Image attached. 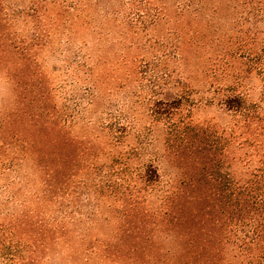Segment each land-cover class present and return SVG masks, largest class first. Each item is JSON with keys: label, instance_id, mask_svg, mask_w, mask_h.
Segmentation results:
<instances>
[{"label": "rangeland", "instance_id": "1", "mask_svg": "<svg viewBox=\"0 0 264 264\" xmlns=\"http://www.w3.org/2000/svg\"><path fill=\"white\" fill-rule=\"evenodd\" d=\"M262 173L264 0H0V222L33 264H264Z\"/></svg>", "mask_w": 264, "mask_h": 264}, {"label": "trees", "instance_id": "2", "mask_svg": "<svg viewBox=\"0 0 264 264\" xmlns=\"http://www.w3.org/2000/svg\"><path fill=\"white\" fill-rule=\"evenodd\" d=\"M245 202H251L250 205L252 203L260 205L258 207L260 209L259 215H262V222L255 237L257 236L256 238L261 239L264 243V194L245 195ZM17 226L19 224L12 220H8V222L1 220L0 222V264H33L34 258L31 253H34L35 245L30 242L31 245H28L22 241L16 230Z\"/></svg>", "mask_w": 264, "mask_h": 264}]
</instances>
